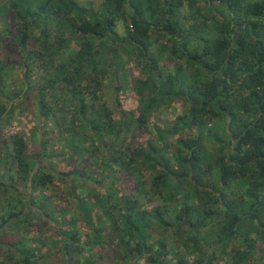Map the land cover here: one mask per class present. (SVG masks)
Returning <instances> with one entry per match:
<instances>
[{
    "label": "trees",
    "instance_id": "trees-1",
    "mask_svg": "<svg viewBox=\"0 0 264 264\" xmlns=\"http://www.w3.org/2000/svg\"><path fill=\"white\" fill-rule=\"evenodd\" d=\"M82 2L19 0L6 10L0 8L4 18L0 24L1 236L6 224L10 229L18 226L13 230L19 232L35 226L40 245L50 226H62L44 194L52 187L57 190L59 176L71 183L69 194L80 201L79 219L88 222L94 235L88 236L85 249L107 245L113 257L123 256L130 264L144 255L148 264H188V254L198 252L201 259L195 264H204L208 247L220 250L239 241L238 247L224 251L231 264H263L264 248L254 236L264 238V0H99L89 6ZM126 47L133 49L132 57L139 56L142 72L150 73L146 80L139 79L135 119L128 118L118 98L119 77L127 66L121 50ZM18 68L22 87L13 78ZM111 87L113 95L108 92ZM177 99L187 108L174 130L196 127L197 137L181 136L160 149L157 157L138 164L131 162L134 153H130L128 163L137 166V173L147 164L159 169L150 184L162 201L169 204L178 194L202 192L207 196L205 205L197 209L185 202L174 222L168 223L163 219L167 207L146 216L137 198L110 195L114 219L111 233L103 238L94 228L93 209L81 199L82 186L100 190L95 183L81 173H59L44 164L32 178L40 158L52 162L61 157L46 152L44 144L35 156L25 137L15 134L7 139L1 130L10 124L15 109L37 105L41 116L69 134L67 144L72 149L84 147L93 157L105 151L109 163L122 152L131 130L149 131L154 113ZM116 111L121 113L119 120ZM161 135L165 141L167 133ZM206 139L213 150L205 148ZM86 144L91 147L86 149ZM28 190L43 194L32 218L26 208L33 207L34 200L23 195ZM10 191L15 197L6 198L3 194ZM194 209L197 213L191 212ZM160 227L173 232V252L159 236L150 244L148 233ZM79 230L71 235L58 232L62 246L57 251L64 253L63 262L72 260L73 245L81 240ZM13 243L17 242H0V264H20L11 253L24 257L23 264H37L28 260L35 254L32 246ZM46 257L41 255L40 264ZM111 257L106 250L100 259L108 264ZM98 259L97 255L82 264H100Z\"/></svg>",
    "mask_w": 264,
    "mask_h": 264
},
{
    "label": "rangeland",
    "instance_id": "rangeland-1",
    "mask_svg": "<svg viewBox=\"0 0 264 264\" xmlns=\"http://www.w3.org/2000/svg\"><path fill=\"white\" fill-rule=\"evenodd\" d=\"M18 1L19 0H0V8L6 10ZM82 1L85 6H89V4H92L93 2L96 3V5L99 4V0ZM3 21L4 18L0 17V24H2ZM118 29L119 33L122 34V25H120ZM74 46L77 47L76 45ZM121 51L122 57H124V59L127 61V66L125 74H120L119 77L122 89L118 93V98L121 108L124 112H126L128 118L135 119L139 115V89L141 87L140 84H142L139 79H142V81L146 80L150 73L149 69H147L146 75L142 72L141 68L139 67V56L138 58L132 57L134 53L133 49L126 47V50L123 49ZM13 75L14 80H19L15 82L18 83V86L22 87V69H15ZM102 75L107 77V82L112 85L113 81L107 76L105 71H102ZM108 92L112 95L115 94L113 87H111V91ZM10 108H12V105H9V109ZM33 108L34 109L30 108V106L22 105L21 107L15 109L14 115L10 119V124H5L3 129H1L2 135L7 139L15 134L22 135L27 139L30 151L35 156L37 154L36 152H39L42 149L41 145L44 144L46 152H54L61 157L56 158L52 162H48L46 157L40 158L36 166L38 167V171L41 164H44L48 167H52L54 171L59 173H81L85 177L89 178L90 181L95 183L96 188L100 190L92 192L89 187L82 186L81 199L82 201H88V207L93 209L91 213L92 222L94 223V228L100 229L99 235L102 238L108 236L112 231L111 224L114 219V212L111 209V203L108 201V197L110 195H116L117 197L130 196L132 198H137L141 202V209L142 211L146 212V216H151L152 213L156 212L160 207L165 208V210L167 207L168 210L166 211L169 212L163 216V219L168 223L174 222L175 216L183 207L185 202L188 204H194V206H199L197 209H200L201 206L205 205L207 196L202 192L195 193L194 196L187 195L186 193L178 194L179 196L177 195V200L169 204L162 201L160 199L158 190H156V188L150 184L153 173L159 171V169H155L152 164H147L146 167L142 165L140 167L141 172H139L142 175L140 181L138 179L139 173H137L136 170L137 166L129 164L127 159L130 157V153H134L132 154L133 156L131 155V162L133 164H138L140 161H143V159H147L148 157H157L156 155H158V151L160 149H165L166 145L174 143L176 139L180 138L181 136L191 137L193 139L197 137L199 130L196 127H193L191 131L188 129H180V131L174 130L176 124L179 123L178 118L184 115L185 108H187L182 100L177 99L173 101L168 107L166 106L156 111L149 120V131L140 133V131L137 129L131 130L127 136L125 147L123 148L122 152L115 153L112 161L109 163L105 160L107 154L105 151L100 152L97 157H93L86 152L84 147L80 148L76 145L77 147L72 149V147L67 144L70 138L69 134H66V132L52 120H48L46 117L41 116L39 114V108L37 105H34ZM115 117L117 120H119L121 118V113L116 111ZM162 132L163 134L167 133V135L164 137L165 141H162V139L159 138L162 136ZM86 145V149L91 147L90 144ZM206 145L207 146H205V148L207 150L214 149L213 143L207 139ZM72 152L73 155L71 154ZM55 186L57 188L55 192V187H52L47 192H44V194L48 196L49 203L56 211L54 216L58 221L62 222V226L61 223H58V227L50 226V229L43 236V243L40 245L36 243V249L39 250V255L47 256L41 264H68L69 262H71V264H82V262H84L86 259L96 257L97 255L99 257L98 262L100 264H105L104 261L102 262L103 259H100V256H104L105 251L107 250L110 256L112 255L113 257V250L110 251L107 245L101 247V244L85 249L88 236L94 237V235L92 234L88 222L84 219H79L78 203L80 201L76 199L73 194H69L71 183L58 176L55 179ZM139 189L144 191L139 192ZM3 195H5L6 198L13 196L15 197V192L10 191V193L7 192ZM42 195L43 194L41 192L36 193V201L38 203L40 202L39 198L43 197ZM0 196L3 197L2 195ZM192 197L194 199H192ZM104 201L106 202L105 205ZM198 211L200 212V210ZM191 212L197 213V210L194 209ZM75 219H78L76 225H74ZM201 219L202 217L199 214L198 220ZM17 227L18 226H16V228ZM16 228L14 226L11 227L12 230ZM16 230L13 231L17 232ZM23 230L25 231L24 237L22 236ZM60 230L61 232H66L69 235L75 233L77 230L81 232L80 242L73 245L72 250H74L75 254L70 261L64 260L63 262L64 253L62 251L60 253L57 251L58 248L62 246V240L58 233ZM22 231L19 232L21 239L12 245H18L22 248L23 244H29V246L33 247V242H36V238L39 235L38 229H36V227H31L30 231L27 232L25 228H22ZM7 234L9 233L6 232L5 237ZM149 235H151L149 238L150 244L154 243V238L159 239L157 238V236H159L167 243V247L170 252L175 250L176 244H174V236L171 230H168L164 227L157 229L155 228V230H152L151 233H148V236ZM256 238L257 237L254 236V239ZM3 240L4 236H1L0 234V242ZM68 242L70 244L72 243L69 240ZM238 245L239 241L231 243L229 242L224 244V246H221L220 250L216 249L211 259L213 264H223L227 262H229L228 264H231V262L228 261L229 259L226 258L224 251L230 252L233 250V248L238 247ZM114 250L117 251V246H115ZM181 250H183L182 247L180 248V251ZM147 253L150 254L151 251ZM261 253V260L264 261V251H261ZM11 254L14 255L15 260L17 259L19 260L20 264H23L22 258H19L20 256H17L14 253ZM147 256L148 255L140 257L136 263L148 264L146 261ZM170 256L169 260L174 261V256ZM112 257L108 264H122L127 261V259H125L123 256ZM198 258L201 259V255L198 252H191L188 254L186 259L188 264H194V261ZM127 262L130 264L129 261Z\"/></svg>",
    "mask_w": 264,
    "mask_h": 264
},
{
    "label": "flooded vegetation",
    "instance_id": "flooded-vegetation-1",
    "mask_svg": "<svg viewBox=\"0 0 264 264\" xmlns=\"http://www.w3.org/2000/svg\"><path fill=\"white\" fill-rule=\"evenodd\" d=\"M31 194H32L31 190L23 192V195L26 197L27 201H32V198L34 200V201H32L34 206L30 207L31 205H28L27 208H26V214L32 213V215L30 216L32 218V217H34L36 215V193L32 194V196H31ZM118 198H120V196ZM16 220L17 219H15V220L13 219V221H16ZM24 222H27V221H24ZM34 222L36 223V221H34ZM56 226L58 227L59 224H57ZM6 232H8L9 234H7L6 237H5V233ZM2 233H3L2 235L4 236V241H5L6 244L7 243L10 244L11 241H13V240L18 241V240L21 239V235H20L19 231L15 232V231L11 230L10 229V224H6L5 228L2 230ZM24 235H25V231L23 230L22 231V236L24 237ZM257 241H258L259 247L264 248V238H261V237L257 236ZM101 247H103V246H101ZM32 248L35 250V254H34V256L32 258H28V260L36 262L37 264H40L41 255H39V250L38 249L36 251V242H33V247ZM216 248H217V246H212V247H208L207 248L208 257L205 259L204 264H207L210 261H211V264H213L211 259H212V255H213L214 251L216 250ZM23 258L24 257H22V259ZM197 260H199V258ZM197 260L194 261V264H195V262ZM217 264H219V263H217ZM263 264H264V261H263Z\"/></svg>",
    "mask_w": 264,
    "mask_h": 264
},
{
    "label": "water",
    "instance_id": "water-1",
    "mask_svg": "<svg viewBox=\"0 0 264 264\" xmlns=\"http://www.w3.org/2000/svg\"><path fill=\"white\" fill-rule=\"evenodd\" d=\"M37 171H38V167H35L34 171L31 174L32 178L34 177V175L36 174ZM29 186H32V179L29 182Z\"/></svg>",
    "mask_w": 264,
    "mask_h": 264
}]
</instances>
